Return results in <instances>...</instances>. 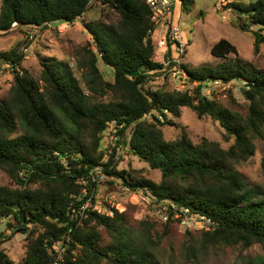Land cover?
Returning <instances> with one entry per match:
<instances>
[{"label":"trees","instance_id":"16d2710c","mask_svg":"<svg viewBox=\"0 0 264 264\" xmlns=\"http://www.w3.org/2000/svg\"><path fill=\"white\" fill-rule=\"evenodd\" d=\"M180 1L184 11L191 12L193 0ZM92 2L1 0L0 33L9 32L15 24L39 28L53 23L73 24ZM102 3L119 15L120 22L111 28H89L97 52L87 50L88 58L80 60L78 68L92 96L84 91L66 62L44 60L41 83L22 69L25 55L19 50L0 53V67L8 65L14 76L12 96L0 102V170L21 187L38 185L34 190L0 187V224L10 220L8 228L15 232L31 227L20 264H52L49 246L69 233L72 243L68 264H159L152 251L156 242L151 232H141L139 240L132 238L126 210L114 208L110 217L92 209L83 225L76 227L71 221V204L76 207L83 195L81 181L100 166L107 176L120 180L131 191L147 190L157 197V205L166 202V232L174 225L176 212L183 215L189 210L216 223L213 231L199 232L206 241L225 246L264 244V192L245 184L236 169L255 155L258 142L264 140V72L247 67L236 55L227 65L187 69L190 81L198 83L195 96L153 87L151 83L161 80L164 67L155 38L149 34L155 29L151 8L144 0ZM229 9L239 16L235 26L254 35L258 52L264 45V0L231 3ZM171 47L166 49L168 58ZM211 54L227 59L237 54V48L222 39L212 47ZM99 58L113 68L114 83L104 80ZM135 72L137 76L131 77ZM233 81L243 83L242 94L249 102L245 117L202 93L210 82ZM161 85L167 86L163 81ZM107 91L114 94L112 100H93ZM186 107L199 119L209 116L218 122L233 144L228 149L208 139L195 144L186 129L177 139L166 140L162 128L172 123L167 122L168 114L180 118ZM153 111L157 112L154 121H144ZM112 124L119 140L107 157L108 146L103 149V140ZM20 129L23 133L18 135ZM121 146L129 147L132 155L159 170L162 182L117 170L116 152ZM144 226L156 230L154 224L144 222ZM101 227L111 238L107 247L100 245ZM12 238L0 234V264H15L1 249Z\"/></svg>","mask_w":264,"mask_h":264},{"label":"rangeland","instance_id":"374dc122","mask_svg":"<svg viewBox=\"0 0 264 264\" xmlns=\"http://www.w3.org/2000/svg\"><path fill=\"white\" fill-rule=\"evenodd\" d=\"M255 1L257 0H193L191 12H187L182 8L181 1L176 0L174 23L181 26L188 44L184 63L192 70L205 66L216 68L219 65L233 62L238 55L247 67L264 72V45L258 52L255 51L254 35L243 33L235 26L239 16L229 9L231 3L249 4ZM119 22L120 17L113 9L103 4L102 0H93L91 8L73 24L53 23L49 25V28H34L15 24L9 32L0 33V53L14 49L19 50L25 55L22 69L40 81L43 70L41 64L44 60L55 58L58 61L66 62L71 66L84 91L92 96L87 87L85 75L78 68L79 61L88 58L87 50L97 52L89 28H111L117 26ZM255 29L256 27H253V30ZM222 39L230 41L237 48V54H231L227 59L213 57L211 49ZM98 67L104 80L114 83L113 68L105 65L101 58H99ZM162 81L161 79L151 85L170 92H189L192 96L196 94L198 83H192L190 79L177 80L176 83L168 82L165 87H162ZM13 86L14 76L9 66L2 65L0 102L3 103L12 96ZM242 88L241 81H233L229 84L210 82L206 84L202 93L218 105L245 117L249 112V102L243 96ZM113 95L112 92L107 91L104 95H96L93 100L108 102L113 99ZM153 116H148L143 120L149 123L153 122ZM167 122L172 123L165 125L162 130L168 141L177 139L183 129H186L195 144H199L203 139H208L219 142L224 149H228L234 142L232 138L227 137L218 122L209 116L199 119L196 112L188 107L182 109L180 118L168 114ZM22 133L23 131L20 129L18 135ZM114 134H117V131L111 125L104 135L103 149L110 145L111 135ZM120 142H124V139L120 138ZM263 159L264 140L258 142L255 155L247 162L237 166L236 169L245 184L264 192ZM116 167L119 171L132 172L137 178H145L157 184L163 180L159 170L151 169L147 163L132 155L129 147L126 146H121L116 152ZM103 174L105 173L103 172ZM105 181L106 183L98 188L99 196L104 195L105 197L110 194L114 201L118 200L117 202L120 203V210H126L132 238L139 240L138 236L141 232L143 233L145 230L151 232L150 234L156 242V245L152 246V251L159 264H264V244L257 243L249 247L242 244L225 246L206 241L199 233L201 232L199 231L200 224L192 222L189 218L185 224L175 221L174 225L166 232V224L162 218L166 216L164 212L167 208L163 204L160 203L162 207L160 204L153 205L152 198H140L139 196L137 198L134 194H124L120 190L124 184L120 180H112L110 176H106ZM113 183H117L118 187L114 188L116 185L114 186ZM3 186L30 190L38 188V185L21 187L6 172L0 170V187ZM9 222L10 220L1 222L0 234L10 235L13 238L5 241L1 249L15 264H20L24 260L27 247L26 233L31 230V227L29 231L22 229L15 232L8 228ZM144 222L154 224L156 230L146 228ZM99 232L100 245L107 247L111 240L109 234L102 227L99 228Z\"/></svg>","mask_w":264,"mask_h":264},{"label":"built area","instance_id":"2783aa9c","mask_svg":"<svg viewBox=\"0 0 264 264\" xmlns=\"http://www.w3.org/2000/svg\"><path fill=\"white\" fill-rule=\"evenodd\" d=\"M145 3L151 8L152 16L151 22L155 29H151L149 34L153 35L156 42V50L158 52L159 60L161 61L164 69L161 79L164 83L174 82L177 80H188V72L190 68L185 67L184 57L187 54L188 44L183 35L182 29L180 25H175L173 20V12L174 7L176 6V1L174 0H144ZM176 8V7H175ZM34 28L36 26H33ZM155 30V32H154ZM33 38V36H32ZM172 45L171 57H166V53H168L169 46ZM166 49H168L166 51ZM221 83V82H215ZM157 114L156 111H153L150 114H146L144 118L148 116H152L153 114ZM115 127L114 124H112ZM107 132V131H106ZM119 140V136L117 134L111 135L110 145H108L107 157L114 152V148L116 147L117 141ZM106 174H103V167H97L92 173L91 177L88 179H84L81 181V185L83 186V195L79 198V204L76 207H73L74 204H71V221L76 222L75 226L78 227L83 225L84 220L88 217V212L92 209H95L100 214H105L107 216L114 215V208L120 209L121 205L116 200L112 198L110 194L103 196H99L98 188L99 186H103L106 183ZM117 183L114 184V186ZM95 187L92 188V186ZM112 186V185H111ZM112 186V187H114ZM116 185L114 188H117ZM122 192L125 194H134L135 197L138 198H152V204L157 205V198L150 193L149 191H137L133 192L129 188L122 186ZM167 209L165 210L166 216L162 219L165 221L164 224L169 222V214H168V206L166 203H162ZM162 211L160 212V214ZM182 220L179 221V218L182 217ZM190 219L194 223H199V231H213L216 223L213 222L207 216H199L193 215L189 210H184L183 215L181 213L176 212L174 220L179 224H185L187 219ZM72 232V229L70 230ZM72 243V236L69 234L63 236L61 239L56 240L49 246V254L52 257V264H68L67 263V254L68 250Z\"/></svg>","mask_w":264,"mask_h":264},{"label":"water","instance_id":"95a60500","mask_svg":"<svg viewBox=\"0 0 264 264\" xmlns=\"http://www.w3.org/2000/svg\"><path fill=\"white\" fill-rule=\"evenodd\" d=\"M50 26L49 25H46L44 28H49ZM2 70V67H0V71ZM137 72H135V73H132L131 74V77H134V76H137Z\"/></svg>","mask_w":264,"mask_h":264}]
</instances>
